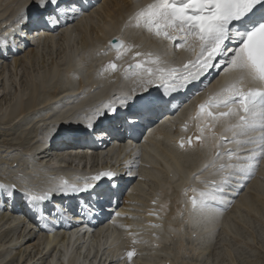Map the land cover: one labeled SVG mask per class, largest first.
Masks as SVG:
<instances>
[{
	"label": "snow or ice",
	"instance_id": "obj_1",
	"mask_svg": "<svg viewBox=\"0 0 264 264\" xmlns=\"http://www.w3.org/2000/svg\"><path fill=\"white\" fill-rule=\"evenodd\" d=\"M89 7L86 0H27L7 30L0 31V56L23 50L31 38L42 32L74 22ZM132 21L158 37L180 39L199 51L194 59L180 66H170L159 56L137 60L129 65L132 86L89 109L82 119L68 121V131L103 138L113 132L134 134L139 128L148 129L162 115L161 107L172 103L178 94L190 87L204 86L205 81L210 83L211 76L222 75L218 89L200 103L195 117V140L201 147L211 141L215 150L205 168L215 169L219 179L202 180L204 188L191 187V194L189 189L184 190L190 216L211 221L226 203V190L242 187L264 160V0H153L134 10L129 16ZM116 40L119 55L124 45L119 38ZM144 55L152 54L135 53L136 57ZM116 68L115 63L108 65V69ZM51 131L55 137L61 129L53 125ZM192 142V137L182 138L179 147L185 149ZM126 175L135 178L131 171ZM120 179V173L105 170L84 177L82 186L62 181L59 186L39 191L0 181V203L19 199L38 223L49 222L43 205L54 199L87 195L104 212L105 204L110 206L115 200L119 205L123 194ZM85 203L91 210L92 203ZM47 214L51 215V211ZM134 255V250L127 252L129 260Z\"/></svg>",
	"mask_w": 264,
	"mask_h": 264
},
{
	"label": "bare ground",
	"instance_id": "obj_2",
	"mask_svg": "<svg viewBox=\"0 0 264 264\" xmlns=\"http://www.w3.org/2000/svg\"><path fill=\"white\" fill-rule=\"evenodd\" d=\"M142 1L143 0H136V1L99 0L96 6L94 7V9L90 10L87 14L80 15L79 18L75 20V22L70 26L65 28L62 27V29L60 30L61 32L59 31L53 33L51 31H45L39 35L42 38H38L37 36L31 38L29 42V45L30 44L31 45L25 47L23 50L12 51L9 52L6 56H0V65L2 64L0 70H4V69L8 70L6 63L9 59H12V61L9 64L10 67H13V69H17V67H19L23 62L27 61L31 65L32 71L35 72L34 75H31L29 77L30 79L21 82V87L18 92L22 90L24 93L26 91L25 96L19 95L14 97L12 95L13 96L12 98H14V100L13 102L10 103L8 108L7 107L3 108L5 107V103L0 104L1 106L0 109L1 108L5 109L3 114L0 115V125L2 124L5 125V128L7 129L5 130V133H0V135L3 137L8 135H12V136L14 135L17 138V141L7 140L6 137L3 139L4 141H2L1 144L4 146L5 149L2 148V150L0 151L1 163L5 161L7 165L11 166L13 162L17 161L24 164L23 168H29L33 172H38V171L42 172L40 168L38 170L35 168V166L40 160L45 159L46 155L44 154L43 150H40L41 142L36 139V132L34 131V128H32V134L28 137L27 143L29 144V147H24L21 149H17V147H19L20 144L25 142V138L22 135H23V131H27L26 128H28V126L33 125L34 122L37 120H42L44 115L46 114L52 116V107L49 100L51 98L63 94V92L67 90L69 85L74 84L78 80V79L70 78V76L68 75H65L63 80L62 78H58L59 76L58 74H56L55 76H57L58 80L51 87L43 88L44 81L41 78L43 77V75H47V77L50 78L48 69L55 63H59L60 59L63 61V55L65 52H68L70 50L74 51V49H77L79 46L81 48L83 46L84 48L85 45H89V48L81 53L82 54L81 57L84 60H86L87 64L91 65L92 62L94 61V58L92 59L91 56L92 54H98L100 55L99 56V58H101L100 60H106L108 58V55L105 53H101V54L98 53L97 49L100 47V45H104L106 39L109 38V36L123 31V33L129 35L128 38H130V40L132 41L135 47L131 46L132 44L129 41L128 42L130 46L129 50L125 54L119 57H113L112 59L114 61L120 62L124 59L130 58V55L132 53L134 54L136 52L144 53L145 49L141 46H146V48H148L149 46L148 48L150 49L149 51L154 50V48H157V51L160 50L163 51L166 54V56L164 57L159 56L163 61H167V58L171 60L174 57V55L173 57L169 56L168 51L162 49V47L168 44L165 42L163 38H160L155 34H152L147 27L144 26L137 27L134 21L129 22L130 14L133 13L134 10H136L140 6ZM26 2L27 0H0V6H1L0 31L7 30L6 27L1 29L2 23H5L8 20V17L6 15L9 14L10 16L14 15L16 11H18V9L21 8ZM11 3L14 4L13 6L9 7ZM91 12H92V16L89 15V13ZM58 37L60 38L61 41L59 40ZM37 45L38 47H36ZM182 48L183 47L178 48V52H181ZM52 50H55L54 53L50 52ZM39 56H40V61H39L40 65L35 66L33 62H35V60ZM146 56L147 55L136 57V59L145 60ZM109 62L113 63L110 60ZM175 63L178 64L179 62H175ZM73 67L74 66L69 68L68 72L71 69H73ZM88 77L91 78V74ZM79 78L81 77L79 76ZM1 79L3 78L0 77V81ZM8 79L6 80V82H9ZM4 83L1 86L3 87V89L6 87ZM49 84H51V82ZM51 88H53V92L48 91V89ZM66 98L67 95H61L60 101H65ZM6 99L7 98L2 96V98L0 99V103ZM40 106H43V108L45 107V111H43V109ZM29 129L31 130V127H29ZM163 149L164 152L157 153L158 157L162 162L166 161V159H170L176 171L181 170L184 166L187 168L189 166H195L196 163L198 162V160L189 159L192 152H197V145H194L191 151H182L176 148L171 142L166 140L165 144L163 145ZM13 151L15 153H13ZM113 152H114V156L117 159L121 158L124 161L132 159L133 155L137 153L136 149L127 150L124 147L122 148L119 147L117 149L114 148ZM26 153H29V157L25 156ZM141 153L142 155H146V156L148 155L146 152L143 151H141ZM208 160L211 161L212 157H209ZM26 161H29L28 166L25 165ZM55 161L56 159L54 160V162ZM151 161H152L151 166H153V168L152 167L147 168L140 165V167L138 166V169H140V171L138 169L136 170V172H139V175L141 176L142 180L137 179L135 182L136 179L135 178L131 181L130 184H129L130 181L128 182L122 181L120 183L121 188L123 189V194L120 197L118 210L120 213L124 215L125 214L129 215L125 219H121L120 222L124 223L126 226L130 228H124L119 230L118 228L110 224L107 225L108 228H105L104 226H102L101 228L99 226V223L104 218L96 216L95 219L100 221H98L97 224L94 226V228L90 229L89 231L88 230L82 231L79 229L78 226L69 227V225H68L69 228L67 230H63L61 232H56L51 230H49V232L40 231L42 233L46 248L47 247L51 248V246L53 247L52 251H50L51 249L49 250L50 252L45 257V260L43 261L42 264H149V263L164 264V262L167 261L169 262V264H177V263L184 264L183 263L184 258L182 259L184 255L181 257L179 256L180 254H182V250H184V247H187L188 249L190 248L191 249L190 253L192 252L191 254L197 257L199 261L200 258L202 259L204 257L199 255L200 253L202 255V250L204 252V250L211 245V241L213 239L211 235L215 232L214 229L216 230L217 226H220L221 232L225 233L226 235L232 233L234 236H236V238H240V240H243L241 238H244L246 236L244 235L242 236L241 233L242 229L244 232L246 231L243 227H241V225L249 224L251 221L253 222L264 221V180H263L264 171L261 170L264 169V160L260 161V167H258L255 171V173H257V175L261 177H257V175L255 176L254 173L250 181L247 183L246 188L240 194H238V197L235 200L232 207L228 211L222 210L220 214L211 221L202 219L199 216H195V215L190 216L187 205H185L184 208H180V203L185 202V198L183 196L184 191H182V187H181L182 182L176 181L178 184L172 182L174 176H172V178L170 177L164 178L165 173L163 171L162 166H160V163L154 161L152 158ZM48 163L51 164L50 161H48ZM165 163L166 162H164V164ZM182 163H187V164L182 165ZM41 164H43V169H46L45 166L47 165V163L41 162ZM60 170L61 173H64V170L62 169ZM129 171L135 174V171L132 169V165L124 169L121 173H125V172L128 173ZM8 174L10 177L23 175L22 173L13 172V171L8 172ZM212 174H215V172H213ZM186 178H187L186 175H184L183 179L186 180ZM148 183L149 185L151 184L150 188L147 186ZM146 187H148L147 190L145 189ZM249 188L252 191L251 193H248L246 191ZM233 189L236 190L237 186L233 187ZM234 193H236V191H232V193L230 194H234ZM152 196H156L155 203H157V205L150 204V201L152 200ZM171 197L172 200H170ZM225 200L226 203L224 204V206L227 204V197H225ZM3 204L7 209V207L9 206L8 202L0 203V208L1 205ZM19 210H22V213L17 214L15 212H12V210H9L8 212L7 211L0 212V223L1 221L6 220L5 217H7L9 218V223H7L8 227L10 225L13 226L12 227L13 229H16L17 226L19 228L23 226L24 227L23 231H26L27 229L26 231L27 233L25 235L22 234L23 236L21 235L22 238L20 237V234L19 235L17 234L18 235V236L16 235L17 237H13V235L12 236L9 235L8 232L10 230H13L12 228L7 230L4 236L3 234L0 236V237L3 236L2 238H4V240L5 238L10 236V239H7L8 240L7 242L1 240L0 247L2 248L0 250V254H1L0 257H2L3 255H5L4 257H6V255L8 254V253L6 254L2 253V250H8L9 248L12 249L13 246L15 247L24 246V248H28L30 246V244L28 243L31 241V239H33L30 235H28V233L30 234L31 230L36 234L40 233L37 230L39 223H37V221H35L34 219L25 216L24 215L25 208H23L22 206ZM150 211H158L157 216H149L148 213ZM25 212L28 211L25 210ZM251 215L252 217L255 218V220L252 219ZM161 216L163 217V219H161ZM148 219L154 220L155 222H159L160 224L156 226L147 225L145 221H147ZM164 222L170 223L171 227L166 225H161ZM1 225L3 226L4 224H0V227ZM166 229H169L171 231L172 236L168 235V233L165 232ZM211 231L214 232L212 233ZM151 233H156L158 237L154 235L152 236ZM192 233L195 234L194 237L191 236ZM88 234L89 236L93 235L92 237L93 241H91V243H88L86 238H84L83 240V237H87ZM215 234L213 236H215ZM137 236L140 237V240L137 239ZM224 237L222 239H224ZM19 238L20 241H18ZM79 239L82 240L81 243H78L79 246H75L76 245L75 243ZM231 240L233 241V239ZM240 240H238V242ZM153 241L159 243V246L157 247L152 246L151 242ZM4 242L7 244H5ZM235 243L233 245L236 246ZM35 244H33L32 246H36ZM173 244L176 245L175 247L176 254L174 250L172 251L170 249L172 252H174L172 254L173 255L172 257H174V255L175 256L177 255L179 256L178 257L179 260L178 258L175 260L173 258L171 259L170 253L167 257L163 256L165 260H161L160 258L158 260H155L154 258L152 259L151 257L157 256L155 254H148L149 256L147 255L146 256L147 258L145 259L142 257L144 260L141 259V256L137 258L138 254L140 255L145 254L143 250L146 247H148V250L154 249L155 251L157 248H159V252H161L162 251V250L160 251L161 248L162 249L165 247L169 248V245L173 247ZM124 246L129 248L130 250L135 251V255L133 257L136 259L132 258L131 260H129L127 254L126 253L123 254L124 250L122 251V249ZM24 248L21 249L24 250ZM29 250L31 249L29 248ZM45 250L47 252V249ZM166 250L167 249H165V253ZM209 250L210 249H208V251ZM151 251L152 250H150V252ZM83 252H85L86 254L87 253L91 254L92 256L86 257L83 255L84 254ZM186 252H188V250ZM225 252L229 256L230 254H232L231 253L232 251H230V249ZM165 253L163 252V254ZM229 256L226 257L228 258ZM18 258L19 257L15 258V261L18 262L19 264H22L23 261L27 263L28 261L26 260H29V259L24 260L25 258L22 257L24 259L23 261H20L21 259L19 258L20 259L19 260ZM229 258L231 259L233 258V256L232 257L230 256ZM187 259H191V258H187ZM27 264H37V263L36 261H29Z\"/></svg>",
	"mask_w": 264,
	"mask_h": 264
},
{
	"label": "rangeland",
	"instance_id": "obj_3",
	"mask_svg": "<svg viewBox=\"0 0 264 264\" xmlns=\"http://www.w3.org/2000/svg\"><path fill=\"white\" fill-rule=\"evenodd\" d=\"M3 7V6H2ZM0 9H1V6H0ZM61 30V29H60ZM59 30V31H60ZM59 31H57V32H59ZM61 32V31H60ZM60 34V33H59ZM59 38V37H58ZM59 40H60V38H59ZM61 41V40H60ZM39 45V44H38ZM38 45L36 46V47H38ZM70 45V44H69ZM40 48V47H39ZM56 50V49H55ZM55 50H52V51H50L51 53H54V51ZM49 52V51H48ZM49 52V53H50ZM58 53V52H57ZM55 55V54H54ZM53 55V56H54ZM39 61H40V56L35 60V62H33V64L35 65V66H37V65H40L39 64ZM2 65V64H1ZM34 65H33V67H34ZM10 69H8V70H6V69H4V70H0V72H1V75H0V77H2L3 78V81L5 82H3L4 83V85L6 86L4 89H3V87H1L0 86V99L2 98V96H4L5 98H7L6 100H4V101H2L0 104H3V103H5V107H8L9 105H10V103L11 102H13V100H14V98H12L13 96L14 97H16V96H19V95H21V93L20 92H18L19 90H20V87H21V82H23V81H26V80H28V79H30L29 77L31 76V75H34V73L35 72H33L32 71V67H31V65L26 61V62H23L19 67H17V69H13V67H9ZM3 73H4V75H3ZM13 73V74H12ZM36 75V74H35ZM5 76V77H4ZM9 77V79H8V77ZM9 80V82H6V80ZM11 79V80H10ZM11 83V84H10ZM8 84H10V85H8ZM48 91H50V92H53V88H51V89H48ZM24 96H25V93H22ZM13 95V96H12ZM10 97V98H9ZM5 101H8V102H5ZM1 107V106H0ZM42 109H43V111H45V107L43 108V106H40ZM1 109H3V108H1ZM1 109H0V112H1ZM34 118V117H33ZM29 127L30 126H28V128H26V130L27 131H23V137L25 138V142L24 143H22V144H20V146L19 147H17V149H21V148H24V147H29V144L27 143V141H28V137L32 134V131L29 129ZM32 128V127H31ZM1 130H3V131H1ZM5 130H7L6 128H5V125H0V133H5ZM22 132V131H21ZM25 132V133H24ZM1 136V135H0ZM6 137V139L7 140H11V141H17V138H16V136H12V135H8V136H1L0 137V151L2 150V148L3 149H5L4 148V146L1 144L2 143V141H4L3 139ZM2 146V147H1ZM19 152V151H18ZM13 153H15L14 151H13ZM139 167H140V165H139ZM139 171H140V169H138ZM264 180V179H263ZM147 186L150 188L151 187V184L149 185V183L147 184ZM148 187H146L145 189L147 190V188ZM248 193H251L252 191L250 190V188L249 189H247L246 190ZM229 210V209H228ZM2 211H4V212H6L5 210H3V209H1L0 208V212H2ZM250 215V214H249ZM251 217H252V215H251ZM6 218V220H3V221H1V223L0 224H4L3 226L1 225V227H0V236L3 234V236L6 234L5 232H7V230H9L10 228H12L13 226H10L9 225V227H8V225H7V223H9V218H7V217H5ZM8 219V220H7ZM18 219V218H17ZM252 219L253 220H255V218L254 217H252ZM3 222H5V223H3ZM7 226V227H6ZM6 227V228H5ZM241 227H243L244 229H245V231L246 232H244L243 231V229H242V236L244 235V236H246V237H248V238H246V237H244V238H241V239H243V240H240V238H236V236H234L232 233H230V234H225V233H223V232H221V230H215L214 229V231H211L210 233L212 234V237H213V239H212V241H211V248H210V246L207 248V249H205L206 250V253L208 254H206L205 253V250H204V252H203V250H202V255H201V253L199 254L200 256H204L202 259L200 258V260H202V261H198V258L197 257H195V256H193L191 253H190V248L188 249L187 247H184V250H182V255H184L185 257H182V259L184 260L183 261V263L184 264H213V263H215V264H264V221L262 222H260V221H257V222H253V221H251L249 224H243V225H241ZM5 228V229H4ZM23 226L21 227V228H19L18 226L16 227V229H13V230H10L8 233H9V235H13V237H17L19 234H20V237L22 238V236L23 235H25L27 232V229H26V231H23ZM1 229H2V231H1ZM263 229V230H262ZM4 230V231H3ZM217 231V232H216ZM4 232V233H3ZM7 233V234H8ZM216 233V234H215ZM18 234V235H17ZM23 234V235H22ZM210 234V235H211ZM215 234V236H213ZM225 234V235H224ZM232 234V235H231ZM254 234V235H253ZM260 234V235H259ZM262 234V235H261ZM17 235V236H16ZM22 235V236H21ZM28 235H30L33 239H31V243L29 242L28 244H30V246L28 247V248H24V246H17V247H15V246H13L12 247V249H8V250H2V253H8L7 255H6V257H4L5 255H3L2 257H0V264H5V262H6V264H19L18 262H16L15 261V258H17V257H21V255H22V257H24V258H18L20 261H23V259L24 260H26V259H29V260H26V261H36V263L37 264H42L43 263V261L45 260V257L48 255V253L50 252V251H52V249H53V247L51 246V248L49 247H47L46 248V245L44 244V240H43V236H42V233L40 232L39 234L37 233H35V232H33L32 230L30 231V234L28 233ZM33 235V236H32ZM218 235V236H217ZM253 235V236H252ZM2 236V237H3ZM87 236V235H86ZM89 236V235H88ZM88 236L87 237H83V240H84V238H86L87 239V242L88 243H91V241H93V235H91V236H89V238H88ZM188 236V235H187ZM225 236V237H224ZM2 237H0V244H1V240H3V241H5V242H7L8 240L7 239H10V236L9 237H7V238H5V240H4V238H2ZM224 237V239H222ZM233 237V238H232ZM253 237V238H252ZM215 238V239H214ZM89 239H90V241H89ZM219 239V240H218ZM231 239H233V241L231 240ZM240 240L239 242H238V240ZM246 239H247V241H246ZM226 240H227V242H226ZM236 240V241H235ZM245 240V241H244ZM18 241H20V238L18 239ZM81 239H79L75 244V246H79V244L78 243H81ZM86 241V240H85ZM218 241V242H217ZM229 241V242H228ZM4 242V243H5ZM32 242H34V243H32ZM225 242V243H224ZM231 242V243H230ZM236 244V246L235 245H233L234 243ZM36 243V244H35ZM218 243V244H217ZM229 245H228V244ZM5 244H7V243H5ZM33 244H35L36 246H32ZM171 245V244H170ZM232 245V246H231ZM9 246V245H8ZM7 246V247H8ZM172 246V245H171ZM227 246V247H226ZM237 246H238V248H237ZM31 247H33V248H35V249H33V248H31ZM45 247V248H44ZM165 247V246H164ZM190 247H191V245H190ZM213 247V248H212ZM242 247V248H241ZM1 248L2 247H0V250H1ZM15 248H17V249H15ZM19 248V249H18ZM21 248H24V250L23 249H21ZM29 248L31 249V250H29ZM40 248V249H39ZM146 248H147V250H146ZM144 250H143V252L145 253V254H138V256H137V258L138 257H140L141 256V259L142 260H144L145 258H147L146 256L148 255V254H155V255H157L156 257H151L152 259L154 258L155 260H158L159 258L162 260V258H163V256L164 257H167L168 255H169V253H170V256L172 257L173 255V253L174 252H172L173 250L175 251V254H176V250H175V246H174V244H173V248L174 249H171V250H166V253H165V249H168V248H161L160 249V251L161 252H159V248H155L156 249V251L154 250V249H150V250H152L151 252H150V250H148V247H146ZM185 248H186V251L188 250V252H186L185 251ZM21 249V250H20ZM25 249H27V250H25ZM45 249H47V252H46V250ZM51 249V250H50ZM208 249H210L209 251H208ZM230 249V251H232L231 253L232 254H230V256L232 257L233 256V258H229L230 256L229 255H227L226 254V252L225 251H227V250H229ZM235 249V250H234ZM237 249V250H236ZM254 249V250H253ZM19 250V251H18ZM37 250V251H36ZM50 250V251H49ZM56 250V249H55ZM124 250V251H123ZM126 250V251H125ZM22 251V252H21ZM26 253H25V252ZM38 251H40V252H38ZM45 251V252H44ZM122 251H123V254L124 253H126L127 254V252L128 251H130V249L129 248H127V247H123V249H122ZM147 251H148V253H147ZM154 251V252H153ZM158 251V252H157ZM212 251H213V253H212ZM237 251V252H236ZM253 251V252H252ZM18 252H20V253H18ZM32 252V253H31ZM38 254H37V253ZM163 252L166 254V256H165V254H163ZM229 252V251H228ZM21 253H23V254H21ZM35 253V254H34ZM40 253V254H39ZM184 253V254H183ZM205 253V254H204ZM213 255H212V254ZM219 255H218V254ZM249 253V254H248ZM42 254V255H41ZM216 254V255H215ZM19 255V256H18ZM32 255H33V257H32ZM37 255V256H36ZM211 255H212V257H211ZM0 256H1V254H0ZM7 256H8V258H7ZM149 256V255H148ZM160 256V257H159ZM188 256H190V257H188ZM199 256V257H200ZM214 256V257H213ZM226 256H229L228 258L226 257ZM30 257V258H29ZM36 257V258H35ZM144 259H143V258ZM179 256H175L174 255V257H172L174 260L175 259H177ZM14 258V259H13ZM33 260H32V259ZM35 258V259H34ZM134 258V257H133ZM157 258V259H156ZM171 258V259H172ZM187 258H191V259H187ZM207 258V259H206ZM214 258V259H213ZM216 258V259H215ZM218 258V259H217ZM5 261H4V260ZM134 259H136V258H134ZM164 259V258H163ZM187 259V260H186ZM196 259V260H195ZM210 259V260H209ZM178 260H179V258H178ZM205 260V261H204ZM213 260V261H212ZM15 261V262H14ZM37 261H39V262H37ZM127 261H128V259H127ZM193 261H196V262H193ZM27 262V263H28ZM178 262H180V261H178ZM200 262V263H199ZM149 264H151V263H149ZM178 264V263H177Z\"/></svg>",
	"mask_w": 264,
	"mask_h": 264
},
{
	"label": "water",
	"instance_id": "obj_4",
	"mask_svg": "<svg viewBox=\"0 0 264 264\" xmlns=\"http://www.w3.org/2000/svg\"><path fill=\"white\" fill-rule=\"evenodd\" d=\"M120 40H122V39H120ZM123 41V40H122ZM111 43H110V46L112 47V48H117V40H116V38H112V40L110 41ZM123 48H121L120 50H123L124 48H125V42L123 41ZM128 68V67H127Z\"/></svg>",
	"mask_w": 264,
	"mask_h": 264
}]
</instances>
